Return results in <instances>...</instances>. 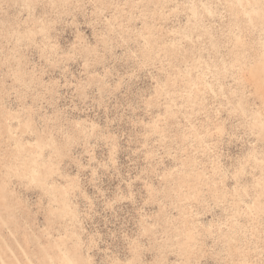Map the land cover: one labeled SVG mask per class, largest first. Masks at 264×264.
Returning <instances> with one entry per match:
<instances>
[{
	"label": "rangeland",
	"instance_id": "obj_1",
	"mask_svg": "<svg viewBox=\"0 0 264 264\" xmlns=\"http://www.w3.org/2000/svg\"><path fill=\"white\" fill-rule=\"evenodd\" d=\"M0 264H264V0H0Z\"/></svg>",
	"mask_w": 264,
	"mask_h": 264
}]
</instances>
